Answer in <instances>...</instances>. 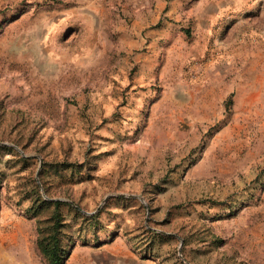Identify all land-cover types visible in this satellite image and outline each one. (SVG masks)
Wrapping results in <instances>:
<instances>
[{
  "label": "rangeland",
  "instance_id": "374dc122",
  "mask_svg": "<svg viewBox=\"0 0 264 264\" xmlns=\"http://www.w3.org/2000/svg\"><path fill=\"white\" fill-rule=\"evenodd\" d=\"M264 264V0H0V264Z\"/></svg>",
  "mask_w": 264,
  "mask_h": 264
},
{
  "label": "trees",
  "instance_id": "16d2710c",
  "mask_svg": "<svg viewBox=\"0 0 264 264\" xmlns=\"http://www.w3.org/2000/svg\"><path fill=\"white\" fill-rule=\"evenodd\" d=\"M63 205V202L46 201L40 197L38 205L27 209L31 218H37L44 206L53 210L50 217L39 221L37 229V245L47 264H65L70 255L68 237L64 231L66 223L61 212Z\"/></svg>",
  "mask_w": 264,
  "mask_h": 264
}]
</instances>
